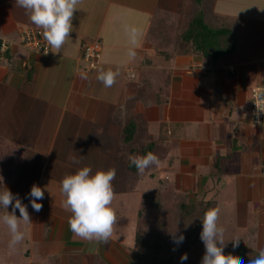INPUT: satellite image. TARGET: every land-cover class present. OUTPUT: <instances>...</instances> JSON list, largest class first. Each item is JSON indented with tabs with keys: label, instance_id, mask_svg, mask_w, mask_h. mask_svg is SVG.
Here are the masks:
<instances>
[{
	"label": "crops",
	"instance_id": "0c3cea01",
	"mask_svg": "<svg viewBox=\"0 0 264 264\" xmlns=\"http://www.w3.org/2000/svg\"><path fill=\"white\" fill-rule=\"evenodd\" d=\"M199 10L210 25L233 31V51L213 59L183 39ZM72 25L60 52L37 51L20 42L22 28L36 27L25 10L15 0H0V39L11 41L0 50V135L27 152L16 181L0 168L3 186L26 194L21 181L38 161L33 154L44 157V168L58 141L74 145L72 162L84 158L99 170L113 168V185L121 179L134 187L115 195L141 196L154 173L173 181L176 194H186L191 203L216 201L224 212L225 237L240 239L238 247L231 242L234 256L248 264L264 249V122L253 123L249 107L252 88L264 80V0H82ZM128 27L139 30L135 45ZM91 40L102 47L95 69L83 59V43ZM108 69H119V75L105 88L96 77ZM139 148L159 163L145 179L129 181L127 170L140 173L129 160ZM24 202L32 221L25 225L28 247L23 251L21 242L18 251L9 249L0 255L3 262L40 264L32 246L47 242V230L54 236L50 254L59 264L85 254L97 258L94 264L99 258L104 264L131 262L122 240L80 239L67 218L49 223L44 207L36 212ZM233 223L238 231L229 228Z\"/></svg>",
	"mask_w": 264,
	"mask_h": 264
},
{
	"label": "clouds",
	"instance_id": "9594fccd",
	"mask_svg": "<svg viewBox=\"0 0 264 264\" xmlns=\"http://www.w3.org/2000/svg\"><path fill=\"white\" fill-rule=\"evenodd\" d=\"M81 2L82 0H15V4L25 10L31 23L42 29L41 34L53 53L60 52L69 39L73 31L74 13ZM126 30L132 45H135L139 30L135 27H128ZM128 55L135 58L134 49H129ZM118 75L119 69L101 70L96 79L105 88H110L115 84ZM255 104L256 111L253 115L257 118L256 122L260 123L259 116L264 113V97L261 98L260 103ZM129 160L140 173L159 163L158 157L152 152L130 156ZM115 177L116 170L113 168L97 170L93 173L91 167L84 166L74 174L65 175L61 180L60 191L64 197L62 207L71 213L68 226L75 237L103 244L110 241L117 223L116 212L112 207L115 198L113 187ZM3 183L4 178L0 175V185ZM30 197L33 210L41 211L43 205L37 201L44 199V189L33 184ZM9 206L12 207V212L7 211ZM0 207L4 209V213L0 215V223H3L10 232L9 248L15 249L24 240L21 222L24 225L32 223L30 214L21 199L4 186L0 190ZM17 209L20 217L15 214ZM219 213V208H210L201 219L200 239L205 246L201 264H244L242 258L224 253L228 241H231L235 248L239 246L240 239L233 237L225 241L226 230L219 224ZM172 235L176 244L182 243L185 238L183 234L175 235V232ZM180 259L186 261L187 253H184ZM248 264H264V249L260 250L254 258H250Z\"/></svg>",
	"mask_w": 264,
	"mask_h": 264
},
{
	"label": "trees",
	"instance_id": "16d2710c",
	"mask_svg": "<svg viewBox=\"0 0 264 264\" xmlns=\"http://www.w3.org/2000/svg\"><path fill=\"white\" fill-rule=\"evenodd\" d=\"M202 0H197L201 3ZM155 32V30H154ZM185 41L205 56L217 59L230 53L236 46V38L229 27H215L206 22L201 10L197 11L188 29L182 35ZM2 40L0 39V47ZM27 159V152L16 143L0 135V168L8 181H16ZM114 191L133 189L126 180H115ZM28 207V203L24 202ZM217 208L216 201L198 199L191 203L186 194H176V185L171 180L147 179L138 203L134 229L136 257L133 264H201L205 246L200 239L202 218L206 210ZM185 237L176 244L172 233ZM11 235L0 223V243L9 248ZM228 238L225 237L227 242ZM13 251L19 250V245ZM187 253L188 259L180 257ZM224 253L233 254L228 241ZM0 264L3 258L0 256Z\"/></svg>",
	"mask_w": 264,
	"mask_h": 264
},
{
	"label": "rangeland",
	"instance_id": "374dc122",
	"mask_svg": "<svg viewBox=\"0 0 264 264\" xmlns=\"http://www.w3.org/2000/svg\"><path fill=\"white\" fill-rule=\"evenodd\" d=\"M2 52V51H1ZM4 52V51H3ZM1 54V53H0ZM138 140H136L137 142ZM74 146V145H73ZM64 147L60 144V141H58L57 146L53 149V154L51 155V159L46 162V165L43 168V159L44 157H41L37 155L36 153L33 154L34 159H37L35 163L27 170L26 172V180H22L23 185V193L18 195V197L21 199V201L29 200L31 203V197H30V191L33 184L41 187L44 189V199L38 200V203H41L43 207L47 211V219L50 223V221H54L55 217H65L69 218L71 213L65 211L62 207V202L64 200V197L61 195L60 191V182L64 178L65 175L68 174H74L72 172V169L76 167L77 169H80L84 166H89L92 168L93 173L95 171L99 170L98 168H95L90 163H85V159L83 158V162H72L73 160H76V147ZM142 148V147H141ZM136 151L134 154H130V156H136V155H144L143 152L140 150ZM66 152V153H65ZM67 155V156H66ZM63 158H67V162H64ZM72 160V161H71ZM79 161V160H78ZM156 165L150 166L148 169H146L143 173L135 172L134 170H127L125 175L128 177L129 181H135L137 179H145V177L149 173L150 168H154ZM124 171V172H125ZM0 175L2 173L0 172ZM27 177L29 179H27ZM5 181V180H4ZM27 181L31 183L27 187ZM4 184V183H3ZM11 184V183H7ZM4 187H8V185H4ZM3 189V185H0V190ZM12 193H14L15 187L13 185H9L7 188ZM17 196V195H16ZM139 192H130L129 194H116L115 198L112 203V207L115 209L116 216H117V223L114 226V232L111 238H114L118 240L121 243V240L124 245H127L129 248V251H126V258L128 261H131L129 264H133V261L136 257V249L134 244V229H135V222L137 218V209H138V203H139ZM14 203V202H13ZM7 211L12 212V207L9 206ZM4 213V209L0 207V215ZM19 210H16V215L19 217ZM226 215V213H225ZM220 225L223 227L226 225V220L224 216V212H220ZM23 222H21V225ZM229 226V225H228ZM232 231H236V225L230 224V227ZM22 231L24 232V240L22 241V250H26L27 243L26 239L28 237L27 235V227L23 225ZM52 231V230H51ZM238 231V230H237ZM54 236L52 235V232L50 233L49 230H47V242L43 243H35L32 246V249L35 253V260L40 261V264H59L56 260V258L52 257L53 255L50 254L51 251V243ZM42 247H45V249L42 251ZM9 251V249L3 248V246L0 244V255L3 253L6 254V252ZM37 255V256H36ZM4 256V254H3ZM91 256V257H89ZM3 258V257H2ZM95 261H97L96 257H93L92 255H83L82 259L79 258H73L72 262L70 264H94ZM100 264H104L105 262L103 259L99 258ZM9 261L3 262L4 264ZM11 264H15L14 261L11 262Z\"/></svg>",
	"mask_w": 264,
	"mask_h": 264
},
{
	"label": "built area",
	"instance_id": "2783aa9c",
	"mask_svg": "<svg viewBox=\"0 0 264 264\" xmlns=\"http://www.w3.org/2000/svg\"><path fill=\"white\" fill-rule=\"evenodd\" d=\"M41 33L42 29L40 28L32 26L24 27L20 32V42L37 51L47 52L50 46L47 44ZM10 45L11 41L3 39L0 50L5 52ZM101 50V44L97 40L85 41L83 43V59L90 69H95L99 66ZM262 97H264V80L262 83L254 86L251 90L249 103L250 118L255 124H262L264 122V113L259 116L260 123L256 122L257 118L253 115L256 111L255 103H260Z\"/></svg>",
	"mask_w": 264,
	"mask_h": 264
}]
</instances>
